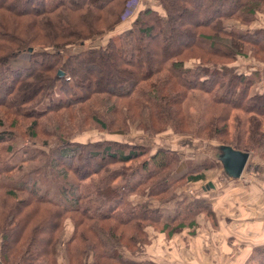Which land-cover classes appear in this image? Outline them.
<instances>
[{"label":"trees","instance_id":"obj_1","mask_svg":"<svg viewBox=\"0 0 264 264\" xmlns=\"http://www.w3.org/2000/svg\"><path fill=\"white\" fill-rule=\"evenodd\" d=\"M127 1L0 0V264H60L59 246L66 264H151L146 227L168 237L212 214L194 198L162 221L149 199L203 174L169 179L174 152L141 157L128 142L75 139L84 130L189 133L187 102L198 93L199 133L264 159V88L250 91L258 70L230 65L246 55L264 62V30L222 22L249 24L264 0H141L121 27ZM20 55L26 63L13 65ZM17 138L29 145L13 164ZM42 154L67 184L58 199L41 191L38 167L22 170ZM250 249L243 264H264V245Z\"/></svg>","mask_w":264,"mask_h":264},{"label":"rangeland","instance_id":"obj_2","mask_svg":"<svg viewBox=\"0 0 264 264\" xmlns=\"http://www.w3.org/2000/svg\"><path fill=\"white\" fill-rule=\"evenodd\" d=\"M140 1L141 0H138L137 4L140 3ZM151 4L154 5L155 0L151 1ZM222 22L224 27L232 28L234 30L241 28L246 29L247 25L245 24H248V23L240 22L238 19H226ZM251 30L254 29L251 28L249 31ZM149 48L150 47H148V49ZM125 49H127V44H125ZM19 57L20 59L18 58L12 59L11 63L13 65L25 64L26 63L25 56L20 55ZM191 61L184 62V65L188 67H192L190 65ZM259 63L260 62H256L252 58V56L246 55V56H237L235 60L230 63V65H233L234 68H236L237 70L239 69L242 71L244 70L247 71L246 69H248V71H251L252 70L251 67L255 65L258 66ZM262 75L264 77V69H263V73H261V71L256 72V74L253 76L255 78L254 81L258 80ZM204 97L205 96L203 94L201 96L200 94L195 93L193 97L189 99V101L187 102V108L190 110L191 118H192V124L190 126L189 133L183 132V134L179 135L173 133L169 128L168 130L166 129L162 132H159L151 136L141 130L139 131L135 129H130L129 131H126V133L123 134H119V133L109 134L105 131H99V130L96 131L94 129H89V130H84L83 132L75 136V139L83 141V140H97L100 138L116 137V140H119L121 143L126 144L128 142L129 144H133L134 149L137 152L144 153V155L141 157H147L148 154H150V152L153 151L157 146H162L168 151L174 152L177 156V160L169 172V179L177 178L178 176H181L184 173L186 174L191 173L192 175L202 173L203 177L197 181L182 180L180 182H177L172 186V191L170 192L169 195H166L163 199H160V197H157L156 200L149 199V203L152 205V207L158 208V210H161L160 206L165 205V207L162 208L164 215L168 214L167 213L168 210L170 212L169 214L171 215L173 211L176 212L178 209L183 210L186 202L195 200L196 198L197 199L203 198L204 201L206 200L208 208L211 211L214 210V212H212V214L210 215L211 217L208 214L202 212L204 218H201V220H204L205 222V230H207V226H208L207 221H209L213 226L216 227L215 231L223 233V231L225 230L224 222L226 223L229 222V219L227 220L223 219L224 216H228L229 213L228 210L229 207H227V204H223L227 196V193H224L223 191H225L228 187L225 186L226 184L225 180H227L226 175L228 173H226L223 170V166L221 165L220 157L222 156L223 150L219 148L220 146L219 143L215 139L213 138L208 139L202 136L201 133H199V128H200L199 124L201 123L202 114H201V110H199L196 107L198 106L200 108V104L204 103ZM16 143H17L16 149H18V151H16L12 156L13 164L14 163L18 164L21 162L22 154L20 150L26 147L27 145H29V143H27L25 140L21 138H17ZM46 150H48V148H46ZM247 152H248V157L246 159V162L244 163L245 165L240 173V176L241 174H243L244 177H254L252 173L253 167H251L250 162L251 161L254 162L257 159L264 161V159L261 158L256 152L254 153L251 150H247ZM38 156L41 157V159L37 158L38 160L36 159L31 163H25V166H23L22 170L28 172V170L31 169L32 167H38V170L41 171H37L33 173L35 177L33 178L35 180L37 179L36 183L41 185L42 187L41 191H43L46 188L49 191L50 197L58 199L61 196L60 189H62V187H64L67 184H65V182L62 180H58L54 178L53 174H51V170L49 169V166L42 165V162L46 160L43 154ZM139 160L140 159H137L135 162L129 163L128 166L130 167V165L132 166L138 163ZM69 179H72L71 175L69 176ZM233 179H238V178L234 177ZM232 181L234 180H231L229 184H231ZM118 182L122 183L121 180H118ZM208 182H212L213 184L215 183L216 186L214 187L215 190L213 189L214 191L208 188ZM242 189H243L241 190L242 193H245L246 190L244 188ZM143 199L144 198L142 199L139 198L138 200L142 201ZM208 200L210 202L213 201L212 204L213 206H211V203ZM168 204L170 207L167 206ZM162 211H160L161 217L163 214ZM195 217L196 216H194L193 218ZM69 225L70 222L69 220H67L63 226L64 230L62 232V236L65 239L69 235V231H70ZM196 225L198 227V224ZM229 229L230 228H228L227 230ZM208 230H211L210 227L208 228ZM153 231L155 233L161 232L158 230L157 231L153 230ZM149 232L150 234L152 233L150 229ZM220 236L224 237L223 234H220ZM57 256L60 264H66V259L62 246H59L57 251ZM151 264H155V263H151Z\"/></svg>","mask_w":264,"mask_h":264},{"label":"crops","instance_id":"obj_3","mask_svg":"<svg viewBox=\"0 0 264 264\" xmlns=\"http://www.w3.org/2000/svg\"><path fill=\"white\" fill-rule=\"evenodd\" d=\"M143 1L150 4L153 0ZM138 4L135 6L125 5L121 27H126L125 24L136 12V8L140 6ZM245 25L248 30L251 28L264 30V15ZM251 69H257L263 73L264 63L252 66ZM263 88L264 77L262 75L252 83L250 91L259 92ZM113 138L116 139V137L108 139ZM250 163L253 167L254 177H244L241 174V176L235 177L238 179H233L234 177L226 175L225 186L228 187L223 191L227 193L223 204H227L229 213L223 219H229V222H224L223 233L215 231L216 227L209 221H207L208 226L205 230V222L201 220L204 218L203 213L194 218L195 225L193 227L186 226L183 230L172 233L168 237H165L162 232L155 233L151 227H146L147 237L151 239L147 243L148 245L144 246L145 256L155 264H243L250 248L264 245V161L257 159ZM231 180H234L232 181L234 183L229 184ZM210 183L212 187L208 185V188L213 190L216 185ZM242 188L246 190L245 193H242ZM210 203L213 206V201ZM164 207L165 205L160 206V211ZM167 213L166 215L162 214V221L171 219L173 213L170 215L169 210ZM209 227L211 230H208ZM228 228L230 229L227 230ZM149 229L152 231L151 234ZM220 234H223L224 237Z\"/></svg>","mask_w":264,"mask_h":264},{"label":"water","instance_id":"obj_4","mask_svg":"<svg viewBox=\"0 0 264 264\" xmlns=\"http://www.w3.org/2000/svg\"><path fill=\"white\" fill-rule=\"evenodd\" d=\"M31 50V48H29ZM59 75H63V71H58ZM222 156L220 157L221 165L223 170L228 173L230 177H238L244 167V163L248 157V152L243 150H236L229 146L223 147ZM209 187H212V184L208 183Z\"/></svg>","mask_w":264,"mask_h":264},{"label":"built area","instance_id":"obj_5","mask_svg":"<svg viewBox=\"0 0 264 264\" xmlns=\"http://www.w3.org/2000/svg\"><path fill=\"white\" fill-rule=\"evenodd\" d=\"M138 0H128L126 4L135 6L137 4Z\"/></svg>","mask_w":264,"mask_h":264}]
</instances>
